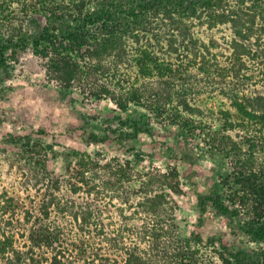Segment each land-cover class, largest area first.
<instances>
[{"label":"trees","instance_id":"1","mask_svg":"<svg viewBox=\"0 0 264 264\" xmlns=\"http://www.w3.org/2000/svg\"><path fill=\"white\" fill-rule=\"evenodd\" d=\"M249 1L253 12L264 18V0ZM215 4L216 0H0V69L7 68L12 55L31 50L46 60L49 79L68 96L81 81L86 82V66L102 69L100 61L93 63L94 57L98 60L104 53H118L120 57L106 73L111 86L106 91L119 111L141 106L143 96L135 89L140 81L153 85L152 98L167 101L150 114L128 115L118 139L150 133L151 118L165 119L169 111L179 125L203 134L206 126L195 123L201 115L212 116L220 127L211 148L237 159L239 167L232 173L230 187L253 212V221L242 229L252 241L262 243L264 172L244 161L264 152L263 86L257 84L256 69L249 83L250 73L226 65L212 37L198 54L186 57L167 54L158 44V29L168 19L194 18ZM180 82L182 89L172 95L154 87ZM102 91L97 89L94 96ZM211 100L216 101L217 110L209 106ZM111 138L109 133L92 132L86 142L106 143ZM10 142L19 147L13 149L26 169L17 184L22 194H10L7 189L0 193V264H154L151 257L141 256L138 246L128 247L129 238L137 235L136 216L140 217L145 201L154 199L140 190L141 182L134 184V170L130 168L125 177L114 176L111 169L116 165L127 168L125 164L114 165L100 151L74 148L63 150L68 165L59 175L51 164L55 158L51 153L56 150H49L54 148L37 150L31 135H12ZM73 184L75 188L67 190ZM179 186L164 182L161 191L171 198L179 194ZM9 200L12 209L6 205ZM198 202L202 212L211 206L225 216L240 213L232 209L235 200L226 203L218 192H203ZM113 217L124 225L117 231L110 227ZM149 225L144 231L148 244L143 248L152 254L168 240L162 242L153 232L156 224ZM204 241L194 231L192 238L182 240L174 250L191 264H213L205 257L200 259L199 249L189 243ZM209 242L212 251L219 253L220 264H264V250L233 252L227 245L218 247L214 238Z\"/></svg>","mask_w":264,"mask_h":264},{"label":"rangeland","instance_id":"2","mask_svg":"<svg viewBox=\"0 0 264 264\" xmlns=\"http://www.w3.org/2000/svg\"><path fill=\"white\" fill-rule=\"evenodd\" d=\"M259 16L253 12L249 0H216L211 9L194 18L168 19L158 29V44L167 54L186 57L198 54L212 37L226 65L250 73L249 83L254 78L253 68L256 69L255 77L257 84L263 86L264 97V18ZM118 57L116 52L104 53L98 60L94 57L93 63L99 64L100 61L102 69L97 65L86 66L83 73L86 82L81 81L68 96L49 79L45 59L31 50L10 57L7 68L0 69V193L7 189L10 194H22L17 184L26 166L23 160H18L13 148L19 147H15L10 138L12 135H31L37 150H56L55 154L51 153L55 157L51 164L55 165L59 175L68 165L62 158L63 150L74 148L100 151L114 165L125 164L123 166L127 168L116 165L111 169L114 176L125 177L130 168L135 171L137 181L134 184L141 182L140 190L150 193V198L154 199L145 201L140 217L136 216L137 235L129 238L128 247L138 246L136 250L142 251L141 256L145 259L151 257L154 264H191L188 257L182 259L174 249L182 245V240L192 238L194 231L203 236L205 243H189L199 249L200 259L205 257L213 264H220L221 259L218 252L212 251L210 238L216 240L218 247L224 244L233 252L240 248L264 250V242L252 241L242 229L243 225L253 221V212L251 205H244L240 195L230 187L235 176L232 173H237L239 167L237 159L224 157L211 148L215 130L220 127L212 116L201 115L197 119L196 126H206L203 134L179 125V121L177 123L170 117L169 111L165 119L151 118L150 133L142 132L132 139H118L120 131L125 128L122 122L128 115L150 114L149 111H155L156 107L167 102L164 97L152 98L150 90L153 85L140 81L135 83V89L143 96L141 106L132 105L126 113L119 111L110 92L106 91L111 87L106 73ZM181 83H156L154 87L163 94L172 95L182 89ZM97 89L103 91L95 97L93 92ZM260 104L263 107L264 100ZM209 106L216 107V110L219 107L215 100H211ZM172 122L175 125L171 126ZM92 132L109 133L112 138L106 143H87L86 138ZM244 161L255 170L264 172V152ZM73 176L77 178V172ZM164 182L179 184L181 191L169 198L161 191ZM66 188H75V184ZM206 191L218 192L226 203L235 200L236 205L231 206L240 212L239 215L225 216L211 206L202 212L198 196ZM6 205L12 209L10 200ZM110 223L115 231L124 226L116 217ZM149 223L156 224L153 232L162 242L168 240L164 248L160 247L152 254L143 248L148 244L144 231L151 226Z\"/></svg>","mask_w":264,"mask_h":264}]
</instances>
